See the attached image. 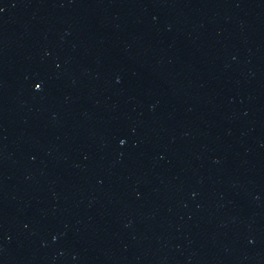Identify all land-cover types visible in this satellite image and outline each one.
Listing matches in <instances>:
<instances>
[{
	"label": "water",
	"instance_id": "obj_1",
	"mask_svg": "<svg viewBox=\"0 0 264 264\" xmlns=\"http://www.w3.org/2000/svg\"><path fill=\"white\" fill-rule=\"evenodd\" d=\"M0 256L264 264V0H0Z\"/></svg>",
	"mask_w": 264,
	"mask_h": 264
}]
</instances>
